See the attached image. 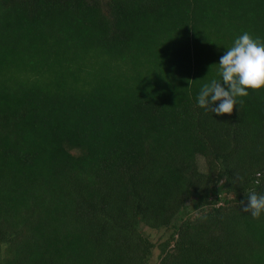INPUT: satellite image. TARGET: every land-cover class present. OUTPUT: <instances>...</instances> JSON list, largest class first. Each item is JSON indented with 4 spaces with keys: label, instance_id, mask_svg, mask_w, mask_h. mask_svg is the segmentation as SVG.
Wrapping results in <instances>:
<instances>
[{
    "label": "trees",
    "instance_id": "16d2710c",
    "mask_svg": "<svg viewBox=\"0 0 264 264\" xmlns=\"http://www.w3.org/2000/svg\"><path fill=\"white\" fill-rule=\"evenodd\" d=\"M245 32L264 0H0V264H264V88L198 106Z\"/></svg>",
    "mask_w": 264,
    "mask_h": 264
},
{
    "label": "clouds",
    "instance_id": "9594fccd",
    "mask_svg": "<svg viewBox=\"0 0 264 264\" xmlns=\"http://www.w3.org/2000/svg\"><path fill=\"white\" fill-rule=\"evenodd\" d=\"M218 66L220 79H212L202 86L198 106L218 116L230 115L237 104V97H247L248 89L264 88V42L243 33L220 57ZM239 103L242 104L243 100ZM255 177L254 183L259 185L264 172L256 171ZM224 180L219 182L224 183ZM241 205L242 211L250 212L253 219H259L264 213V194L258 195L255 190H250L246 203L241 201Z\"/></svg>",
    "mask_w": 264,
    "mask_h": 264
},
{
    "label": "rangeland",
    "instance_id": "374dc122",
    "mask_svg": "<svg viewBox=\"0 0 264 264\" xmlns=\"http://www.w3.org/2000/svg\"><path fill=\"white\" fill-rule=\"evenodd\" d=\"M199 161L202 162L201 159ZM142 230L149 236V238L155 244L158 243L159 241L163 240L165 238V235H167V230H164V229L153 230V229H149L147 227H143ZM158 253H159L158 249L154 248V250H153V261L156 260Z\"/></svg>",
    "mask_w": 264,
    "mask_h": 264
}]
</instances>
